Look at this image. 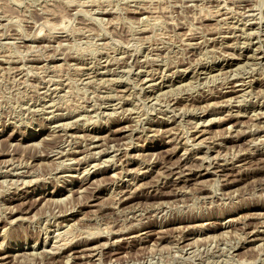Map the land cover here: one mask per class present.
Here are the masks:
<instances>
[{
  "label": "rangeland",
  "instance_id": "374dc122",
  "mask_svg": "<svg viewBox=\"0 0 264 264\" xmlns=\"http://www.w3.org/2000/svg\"><path fill=\"white\" fill-rule=\"evenodd\" d=\"M0 264H264V0H0Z\"/></svg>",
  "mask_w": 264,
  "mask_h": 264
},
{
  "label": "bare ground",
  "instance_id": "6f19581e",
  "mask_svg": "<svg viewBox=\"0 0 264 264\" xmlns=\"http://www.w3.org/2000/svg\"><path fill=\"white\" fill-rule=\"evenodd\" d=\"M123 193V192H122ZM122 197V196H121Z\"/></svg>",
  "mask_w": 264,
  "mask_h": 264
}]
</instances>
